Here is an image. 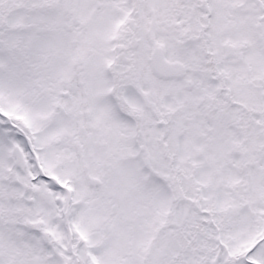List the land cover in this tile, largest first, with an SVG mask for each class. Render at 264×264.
I'll list each match as a JSON object with an SVG mask.
<instances>
[{
	"label": "snow or ice",
	"instance_id": "obj_1",
	"mask_svg": "<svg viewBox=\"0 0 264 264\" xmlns=\"http://www.w3.org/2000/svg\"><path fill=\"white\" fill-rule=\"evenodd\" d=\"M0 264H264V0H0Z\"/></svg>",
	"mask_w": 264,
	"mask_h": 264
}]
</instances>
